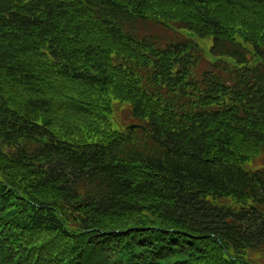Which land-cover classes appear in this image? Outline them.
I'll return each instance as SVG.
<instances>
[{"label": "trees", "instance_id": "16d2710c", "mask_svg": "<svg viewBox=\"0 0 264 264\" xmlns=\"http://www.w3.org/2000/svg\"><path fill=\"white\" fill-rule=\"evenodd\" d=\"M260 154L264 0H0V264H254Z\"/></svg>", "mask_w": 264, "mask_h": 264}, {"label": "rangeland", "instance_id": "374dc122", "mask_svg": "<svg viewBox=\"0 0 264 264\" xmlns=\"http://www.w3.org/2000/svg\"><path fill=\"white\" fill-rule=\"evenodd\" d=\"M204 45L206 48L209 47L211 44V38L208 37L206 40L203 41ZM125 103H120V102H114L113 104V114L109 116L111 122L114 124L115 127L118 129H121L125 124H127V120L125 119V108H126ZM264 164V155L260 154L259 157H254L251 162H247L245 164L246 167H252L256 168L257 166H261ZM245 259L253 262L254 264H264V249L259 250V251H251L247 253V255H244Z\"/></svg>", "mask_w": 264, "mask_h": 264}, {"label": "water", "instance_id": "95a60500", "mask_svg": "<svg viewBox=\"0 0 264 264\" xmlns=\"http://www.w3.org/2000/svg\"><path fill=\"white\" fill-rule=\"evenodd\" d=\"M140 125H138V124H131V125H129V128H138Z\"/></svg>", "mask_w": 264, "mask_h": 264}]
</instances>
